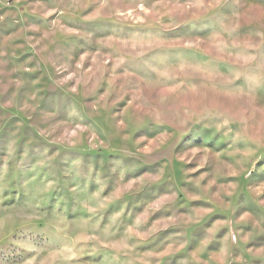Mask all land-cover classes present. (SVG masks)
I'll use <instances>...</instances> for the list:
<instances>
[{
    "label": "rangeland",
    "instance_id": "rangeland-1",
    "mask_svg": "<svg viewBox=\"0 0 264 264\" xmlns=\"http://www.w3.org/2000/svg\"><path fill=\"white\" fill-rule=\"evenodd\" d=\"M0 264H264V0H0Z\"/></svg>",
    "mask_w": 264,
    "mask_h": 264
}]
</instances>
